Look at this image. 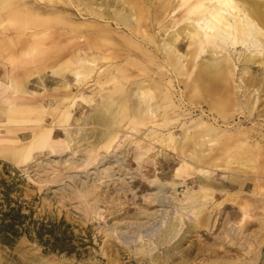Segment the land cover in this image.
Listing matches in <instances>:
<instances>
[{"label": "rangeland", "instance_id": "obj_1", "mask_svg": "<svg viewBox=\"0 0 264 264\" xmlns=\"http://www.w3.org/2000/svg\"><path fill=\"white\" fill-rule=\"evenodd\" d=\"M57 1L0 0V192L56 240L0 264H264V35L195 31L210 0Z\"/></svg>", "mask_w": 264, "mask_h": 264}, {"label": "bare ground", "instance_id": "obj_2", "mask_svg": "<svg viewBox=\"0 0 264 264\" xmlns=\"http://www.w3.org/2000/svg\"><path fill=\"white\" fill-rule=\"evenodd\" d=\"M37 1V0H36ZM39 1H43V0H39ZM46 2H49L50 4H57L59 3V1L57 0H44ZM96 2V1H95ZM245 2V1H244ZM255 4V3H254ZM168 5V4H167ZM166 5V6H167ZM207 5V3H206ZM50 6V5H49ZM259 6L261 5H253V12H251L249 10V12L247 14L243 13V17L241 19H239V15L234 16V14H232L233 12H240V8L238 6V4L236 3L235 0H210V5L207 7V12L205 14H201L197 20L193 21L194 24V30L195 31H199L202 32L206 37H210L213 36L215 33L220 34L222 36H224L227 40L230 41V44L235 45L237 43H241V44H250L251 46H255V51L258 53L260 50H258L257 48L259 47V43H258V37L263 36L264 35V10H261L259 8ZM118 7V6H117ZM263 7V6H261ZM102 13V12H101ZM139 13V12H138ZM131 15V14H130ZM141 15V14H139ZM208 15V16H206ZM112 17V16H111ZM230 17L232 22L228 19ZM157 18V17H156ZM260 19L261 21L259 22L257 19ZM81 19V18H80ZM93 19V18H91ZM96 20V19H95ZM190 20V19H188ZM263 27V28H262ZM172 29V28H171ZM61 33V32H60ZM72 33V32H71ZM50 39V38H49ZM157 43V42H156ZM258 43V44H257ZM92 47V45L90 46ZM88 48V47H87ZM100 52V50H99ZM106 52V51H105ZM88 53V52H87ZM107 53V52H106ZM105 53V54H106ZM156 54V53H155ZM107 55V54H106ZM102 56V55H101ZM109 56V55H108ZM79 58V57H78ZM101 59V58H100ZM89 60V59H88ZM109 61L108 57H102V61ZM94 61V60H93ZM80 59L78 61H72V59H69L68 61H63L60 65L59 68L61 70L67 71L70 76L72 77V79L74 80V83L76 84H80L83 81H87L89 78H91V75L94 72V67H92L91 63L90 64H86V65H81ZM97 62V61H96ZM99 62V61H98ZM95 63V62H94ZM59 64V63H57ZM96 64V63H95ZM165 64V62H164ZM97 65V64H96ZM106 65V64H105ZM104 66V65H103ZM101 67V66H100ZM162 67H164L162 65ZM98 68V67H97ZM108 69V67H107ZM97 70V69H96ZM99 71V69H98ZM138 71V70H137ZM136 71V72H137ZM115 72V71H114ZM96 73H98L96 71ZM116 73V72H115ZM128 73V72H127ZM95 74V73H94ZM130 74V73H128ZM35 75V74H34ZM96 75V74H95ZM111 75V74H110ZM221 75H223V70L222 69H217L215 72V76L220 77ZM103 76V75H102ZM135 76V75H134ZM125 78V77H123ZM94 79V78H93ZM121 80V79H120ZM131 80V79H130ZM129 81V80H128ZM7 82V81H6ZM112 83V80L110 81ZM118 81H115L113 79V83H116L118 85H116L114 87V89H112V93L115 91H119L120 90V84L121 83H117ZM83 85V84H82ZM78 86V85H77ZM86 86V85H85ZM98 86V85H97ZM112 86V85H111ZM100 87V85H99ZM83 88V87H82ZM101 89V88H100ZM201 89V88H200ZM95 90V89H94ZM195 93H199V89L195 88L194 89ZM199 91V92H198ZM203 94L205 96L208 95V91H206V89H203ZM107 93V92H106ZM202 93V92H201ZM98 96V93H96ZM109 94V93H108ZM141 96L152 99V95L151 93H149L147 90H142L140 92ZM93 95V94H92ZM106 95V94H105ZM98 98V97H97ZM100 98V97H99ZM74 100V99H73ZM98 100V99H97ZM110 100V99H109ZM97 102V101H96ZM101 102V101H100ZM115 102V101H114ZM103 104V103H102ZM184 104V103H183ZM101 105V104H99ZM106 105V104H104ZM64 106V105H63ZM114 106V105H113ZM150 106V105H149ZM196 107V106H195ZM100 109V108H99ZM103 109V108H102ZM115 110V109H114ZM113 110V111H114ZM119 110L121 111V117L118 116V114L116 116H118V119H115V117L113 116L112 120H114V122L112 123L113 125H116L119 122L122 123V119L124 121V113L126 112L127 106L126 103L123 102L122 105H120ZM116 111H117V105H116ZM104 112H109V106L104 108ZM111 112V111H110ZM113 113V112H112ZM147 113V111H146ZM231 113V112H230ZM116 114V113H114ZM109 115V114H108ZM113 115V114H112ZM111 116V115H110ZM56 118V116H55ZM126 120V117H125ZM180 120V119H179ZM103 122V121H102ZM159 123V122H158ZM153 124V123H152ZM118 125V126H119ZM123 125H125V123H123ZM199 125V123H198ZM40 126V125H39ZM103 126V125H102ZM143 126V125H142ZM67 127V126H66ZM65 127V128H66ZM123 127V126H122ZM126 127V126H124ZM199 127V126H198ZM117 128V127H116ZM69 129V128H68ZM120 129V128H119ZM132 129V128H131ZM206 129V128H205ZM82 130V129H81ZM79 130V131H81ZM117 130V129H115ZM160 131V130H159ZM83 132V130H82ZM195 132V131H194ZM201 132V131H200ZM196 133V132H195ZM73 134V133H72ZM75 134V133H74ZM106 135V134H105ZM90 137V136H89ZM131 137V136H130ZM107 139V138H106ZM78 142V141H77ZM127 142V141H126ZM146 145V144H145ZM84 146V145H82ZM99 146V144H98ZM81 147V146H80ZM149 147V146H148ZM68 149V148H67ZM75 149V148H74ZM86 149V148H85ZM112 149V148H111ZM73 150V149H72ZM108 150V149H107ZM78 152V151H77ZM94 153V152H92ZM102 153V152H101ZM248 157V156H247ZM229 159V157H228ZM76 162V161H75ZM104 163V162H103ZM101 164V163H100ZM237 166V165H236ZM105 169V168H104ZM106 177V176H105ZM206 197V196H204ZM175 229V227L173 228V230ZM170 230V229H169ZM169 230H167L166 232H168ZM173 232V231H172ZM176 232V231H175ZM174 232V233H175ZM179 232V231H178ZM173 233V235H174ZM177 233V232H176ZM175 233V234H176ZM170 236V235H169ZM172 236V235H171ZM174 237V236H173ZM171 239V237H169ZM254 238V237H253ZM142 248V247H141ZM143 250V249H141ZM145 250V249H144ZM146 252V250H145ZM143 253V252H141ZM157 264H161V263H157ZM163 264V263H162Z\"/></svg>", "mask_w": 264, "mask_h": 264}, {"label": "trees", "instance_id": "obj_3", "mask_svg": "<svg viewBox=\"0 0 264 264\" xmlns=\"http://www.w3.org/2000/svg\"><path fill=\"white\" fill-rule=\"evenodd\" d=\"M8 175V174H6ZM0 184H5V181L0 177ZM0 196H2V201H0V239L2 241H8L10 238H17L22 234L31 235L33 234L34 238H36L40 243H43L47 250L55 251L56 240H54L53 244L50 245V240H46L43 242V233L46 231L49 233V236L53 237L52 230H44L41 228H36L31 233V229L28 227H24V219L27 217L26 215L20 214L19 205L17 207H10V190L5 189L3 192H0ZM3 206L5 208H3ZM31 238V237H29ZM54 239V238H53Z\"/></svg>", "mask_w": 264, "mask_h": 264}]
</instances>
